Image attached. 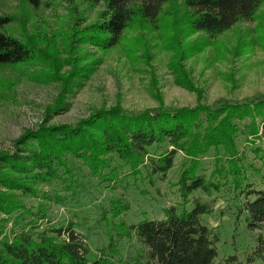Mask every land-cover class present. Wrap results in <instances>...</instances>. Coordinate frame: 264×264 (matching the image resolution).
<instances>
[{"label":"trees","instance_id":"1","mask_svg":"<svg viewBox=\"0 0 264 264\" xmlns=\"http://www.w3.org/2000/svg\"><path fill=\"white\" fill-rule=\"evenodd\" d=\"M22 1L32 8L42 3ZM85 2L90 6L102 4L103 9L98 20L79 30V39L101 51L117 46L127 28L145 32L160 17H166L178 32L205 35L194 45V50L201 51L209 45V39L240 22L253 20L264 4V0ZM7 17H0V67L29 64L35 59L33 48L40 51L36 41L8 33L3 28ZM80 60L74 58L65 71H61L57 59L50 67L43 66L40 79L61 84L53 110L62 107L65 94L82 87L83 80L100 63L99 58L83 64L79 62L87 59ZM178 74L176 82L193 89L188 73L180 70ZM14 85L7 82V86L0 84V89L7 91ZM261 136L264 94L243 102L221 98L213 105L161 104L138 112L114 105L94 110L75 124L42 123L36 130H25L16 139L12 152H0V264H213L217 234L201 222V215L209 212L212 205L193 197V193L200 190L211 196L230 177L236 191L252 195L244 201L241 211L249 227L259 228L264 223V190L244 184L246 172L239 164L238 142H254ZM210 149L218 158V166L205 178L200 159ZM254 150L258 153L260 149ZM178 152L184 160L174 186L181 203L163 208L162 218L143 217L126 224L121 217L128 209L125 197L111 198L101 211L110 241L93 256L73 223L49 224L51 205H64L68 193L78 186L73 161L79 162L101 186L113 189L126 185L130 177L165 180ZM219 158L229 162L228 168L219 163ZM53 182L60 184L58 190L52 188ZM191 197L195 204L187 209ZM123 238L134 240L133 252L125 257L118 250V241Z\"/></svg>","mask_w":264,"mask_h":264},{"label":"rangeland","instance_id":"2","mask_svg":"<svg viewBox=\"0 0 264 264\" xmlns=\"http://www.w3.org/2000/svg\"><path fill=\"white\" fill-rule=\"evenodd\" d=\"M102 9V4L90 6L85 0H42L38 8L22 0H0V17L8 16L3 28L17 38L36 41L40 50L33 48L35 59L29 64L0 67V84L15 83L7 91L0 89V152H12L16 139L25 130H36L42 123L75 124L99 108L120 105L128 112H138L161 104L213 105L221 98L243 102L264 94V4L253 20L240 22L209 39V45L201 51L194 50V45L205 35L178 32L166 17L151 23L152 28L145 32L127 28L120 43L107 51L83 44L79 30L98 20ZM74 58L87 59L79 64L93 58H99L100 63L83 80V86L65 94L63 106L53 110L61 84L44 83L40 79L43 66L50 67L57 59L61 71L69 70ZM180 70L188 73L193 89L176 82ZM255 148L260 149L258 153ZM238 150L239 164L246 172L244 184L264 190V136L254 142H238ZM183 160V154L178 152L165 180L130 177L126 185L113 189L101 186L79 162L73 161L78 186L68 193L64 205H51L49 224L73 223L93 256L110 241L101 211L111 198L125 197L128 209L121 217L126 224L143 217L162 218L163 208L181 203L174 182ZM220 162L228 168L229 162L219 158ZM217 166L218 158L210 149L200 159L205 178ZM52 188L58 190L60 184L53 182ZM220 188L211 196L200 190L193 193V197L212 205L209 212L201 215V222L217 234L213 264H264V223L252 229L241 211L244 201L252 195L236 191L230 177L224 179ZM193 197L187 209L194 206ZM133 242L126 238L118 241L122 257L133 252Z\"/></svg>","mask_w":264,"mask_h":264}]
</instances>
